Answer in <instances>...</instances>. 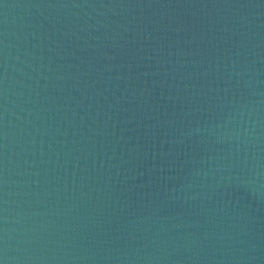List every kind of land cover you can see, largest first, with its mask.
<instances>
[{"label": "water", "instance_id": "water-1", "mask_svg": "<svg viewBox=\"0 0 264 264\" xmlns=\"http://www.w3.org/2000/svg\"><path fill=\"white\" fill-rule=\"evenodd\" d=\"M0 264H264V0H0Z\"/></svg>", "mask_w": 264, "mask_h": 264}]
</instances>
